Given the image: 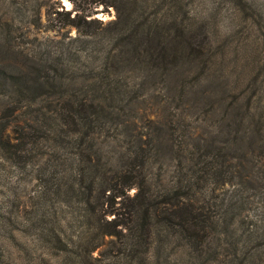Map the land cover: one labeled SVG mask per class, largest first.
Returning a JSON list of instances; mask_svg holds the SVG:
<instances>
[{
	"label": "trees",
	"instance_id": "16d2710c",
	"mask_svg": "<svg viewBox=\"0 0 264 264\" xmlns=\"http://www.w3.org/2000/svg\"><path fill=\"white\" fill-rule=\"evenodd\" d=\"M70 1L73 7L62 5L52 19L78 30L101 22L92 17L97 6L116 10L105 38L91 48L83 40L90 48L86 63L63 59L74 53L81 33L67 32L25 53L14 44V19L31 16L41 27L42 5L31 0L30 9L2 0L7 12L0 15L1 104L29 135L49 133L65 141L75 133L78 161L59 188L66 195L88 192L87 205L93 196L109 197L104 223L96 225L103 238L125 236L146 253L174 233L196 248L222 237L229 249L225 264H245L257 228L248 227L245 240L234 218L251 198L264 206V99H229L223 76L217 70L207 74L216 67L209 65L203 26L184 22L179 0H169L162 11L151 9L159 0H91L87 13ZM49 94L58 102L45 107ZM140 104L153 109L141 111ZM10 125L0 122V146L15 147L18 154L29 140L26 134L16 141L5 137ZM96 127L103 130L95 133ZM100 137L107 141L102 144ZM170 162L173 168L163 172ZM123 197L129 202L116 206ZM215 197L214 216L203 204ZM109 213L114 217L108 219Z\"/></svg>",
	"mask_w": 264,
	"mask_h": 264
},
{
	"label": "rangeland",
	"instance_id": "374dc122",
	"mask_svg": "<svg viewBox=\"0 0 264 264\" xmlns=\"http://www.w3.org/2000/svg\"><path fill=\"white\" fill-rule=\"evenodd\" d=\"M18 1L28 8L32 6L31 0ZM38 2L42 5L41 27L31 23V16L14 19V44L25 49V53L38 49L50 39H60L67 32L74 37L81 33L80 39L74 43V53L64 54L63 59L86 63V51L96 45L95 40L105 38L106 32L114 26L107 25L116 15L112 6L109 10H105L103 5L97 6L98 12L92 17L96 16L101 22L94 20L78 30L52 19L55 17L53 11L62 9V5L66 9L73 7L70 0ZM1 3L2 0L0 15L7 12ZM77 3L84 13L92 5L91 0H77ZM169 3V0H159L151 9L162 11V7ZM179 3L185 23L203 26L201 33L211 56L209 65L216 67L208 69L207 74L217 70L216 74L223 76V82L230 88L229 99H264V0H179ZM147 14L150 15L146 12L145 16ZM95 36L97 38L94 39ZM83 40L90 43V48H86L88 43L85 45ZM50 43L53 51L59 49L56 41ZM50 95L44 96L45 107L58 102L57 95ZM88 95L92 96L91 93ZM139 107L141 111L153 109L144 104ZM8 112L0 102V122H11L5 130V137L16 141L15 137L26 134L29 142L21 147L18 154H14L15 147L0 146V264H225L229 249L221 243L222 237L215 236L196 248L184 235L181 237L174 233L167 242L156 243L146 253L144 247L138 246L143 252L139 258L136 257L138 247L127 237L103 238L96 225L104 223L101 222L105 219L103 208L107 206L109 197L93 196L87 205V190L88 194L66 195L59 188L63 175L68 174L78 161L76 151L80 148V140L75 141V133L69 132L65 141L62 138L56 140L49 133L29 135L26 125L19 126L16 115ZM99 130L103 128L96 127L94 132L99 133ZM99 139L102 144L107 141L102 137ZM172 168L171 162L166 163L162 171L169 173ZM134 190L132 188L131 192ZM226 192L223 191L220 197L226 196ZM217 200V197L211 198L203 204L207 213L214 216L218 213ZM124 201L125 204L129 202L127 197H123L117 200L116 206ZM114 215L109 213L106 217L110 219ZM234 219L237 233L245 232L242 235L245 240L249 239L246 234L248 227L257 228L249 245L252 249L244 263L264 264V206L257 198H251ZM97 243L98 248L91 251Z\"/></svg>",
	"mask_w": 264,
	"mask_h": 264
}]
</instances>
